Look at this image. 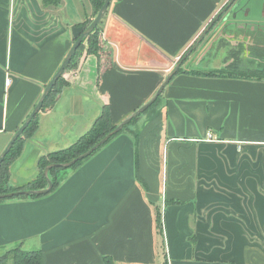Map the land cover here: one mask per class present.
Returning <instances> with one entry per match:
<instances>
[{
	"label": "crops",
	"instance_id": "crops-1",
	"mask_svg": "<svg viewBox=\"0 0 264 264\" xmlns=\"http://www.w3.org/2000/svg\"><path fill=\"white\" fill-rule=\"evenodd\" d=\"M227 1L111 0L103 50L65 71L11 184L34 180L40 157L78 140L105 107L118 124L148 102ZM94 11L91 0H0V155ZM207 41L213 69L184 67L191 54L159 104L54 191L0 201L1 250L41 249L44 264H264V45L248 55ZM223 68L242 73L209 74Z\"/></svg>",
	"mask_w": 264,
	"mask_h": 264
},
{
	"label": "trees",
	"instance_id": "trees-1",
	"mask_svg": "<svg viewBox=\"0 0 264 264\" xmlns=\"http://www.w3.org/2000/svg\"><path fill=\"white\" fill-rule=\"evenodd\" d=\"M60 1L61 0H43L45 5H57L60 3ZM91 1L95 7V11L93 14L94 17L91 20L85 22V24H84L85 28L95 18V16L97 15L99 9L101 8V6L103 5L105 0H91ZM84 29H83V31H84ZM82 32H81V34H82ZM85 40H87V42H88L87 47L84 44ZM103 48H104L103 47V38H102L100 24H99L91 34H89L88 36L85 37L82 44L78 48L75 56L73 57L71 63L68 65V67L65 71L76 66L78 58L80 57V55L84 51H86L87 53L100 54L101 51L103 50ZM182 70H183V68L181 67L179 71H182ZM240 73H242V72H236V71L231 70L229 68H223V69H219V70H216L214 72H211L209 74L225 76V75H229V74L230 75H236V74L240 75ZM247 75H250V74H247ZM255 75L257 77H263L264 73L259 72L258 74H255ZM65 84H66V81L62 75L59 78V80L57 81V83L54 86L51 93L48 95V97H47V99H46V101L42 107V110H46V109L52 107L56 103V101L59 98V95L62 92L63 86ZM160 98H161V95L157 98V100L146 111H148L151 108H153L154 106H156V104L159 102ZM146 111H144V112H146ZM139 117H140V115L138 117L134 118L119 133H121L125 130H129L131 124L134 123L136 121V119H138ZM37 119H38V115L34 118V120L30 123V125L25 129L24 133L17 139V141L15 142V144L13 145V147L11 148L9 153L7 154L4 162L0 166V194L9 193V192L17 191V190H23V189L39 190V189L46 188L48 186V181H47V178L45 176L44 171H45V168L49 164L64 163V162L71 161L72 159H74L78 155L89 150L94 144H96L99 140H101L105 135H107L117 125V124L111 123L110 111H109L108 107H105L103 113L97 118V120L94 122L93 126L85 134H83L78 140H76L74 143H72L70 146H68L66 148L49 152V153L43 155L42 157H40L39 162H38L39 172H38L37 177L34 180H32V181H30V182H28L22 186L12 185L11 181H10V179H11L10 166L12 165V163L16 159H18L22 155V153L25 149L26 139L35 134L37 124H38ZM119 133H117V134H119ZM116 135L112 136L111 139L113 137H115ZM97 150H99V149H97ZM89 157L84 158L83 160L76 162L70 168H58V167L51 168L49 171V176L53 182V189L49 193L54 191L63 182V180L67 176V171L69 169H75L81 163H83L85 160H87ZM137 163H138V161H137ZM63 170H65V172H62ZM39 196H42V195H30V196L21 195L18 197L25 198V197H39ZM3 200H7V199H2L0 201H3ZM160 228H161V226H160ZM9 260L12 261V264H44V257H43V252L41 249L28 250V249L24 248L21 244L15 246V247L3 250L2 256H0V264H7V262ZM103 264H116V263L114 262V260L111 256H104Z\"/></svg>",
	"mask_w": 264,
	"mask_h": 264
},
{
	"label": "water",
	"instance_id": "water-1",
	"mask_svg": "<svg viewBox=\"0 0 264 264\" xmlns=\"http://www.w3.org/2000/svg\"><path fill=\"white\" fill-rule=\"evenodd\" d=\"M232 2H234V0H231V3ZM110 4H111V0H105L104 1L103 5L99 9V11H98L97 15L95 16V18L84 29V31L82 32V34L74 41L72 47L70 48L69 52L67 53L65 59L63 60L62 64L60 65L59 69L57 70V72L54 74V76L52 77V79L46 85V87H45V89H44V91H43V93H42V95H41L38 103L35 105V107L31 111V113L29 114V116L26 118V120L23 122V124L15 132V134L11 138L10 142L8 143V145L6 146V148L4 149V151L1 153V155H0V166L4 162L7 154L9 153V151L11 150V148L13 147V145L15 144V142L17 141V139L24 133L25 129L30 125V123L34 120V118L38 115V113L42 109V107H43V105H44V103H45L48 95L53 90V88L56 85V83L59 80V78L64 74L65 70L67 69L68 65L71 63L73 57L75 56L78 48L82 44V42L85 39V37L88 36L89 34H91L95 30V28L102 22L103 18L105 17V15H106V13L108 11V8H109ZM223 12H224V10L222 12L218 13V15L213 20H211V22L209 23V25L204 29V31L201 33V35L196 40V42L185 52L184 56L175 65V67L173 68V70L168 74V76L166 77V79L162 82V84L160 85V87L157 90V92L152 96V98L148 102H146L141 107H139L135 112H133L131 115H129L127 118H125L122 122L118 123L113 130H111L107 135H105L101 140H99L96 144H94L86 152L78 155L77 157H75L74 159H72L69 162L49 164L45 168V171H44L45 176H46L47 181H48V186L46 188L39 189V190H33V189L26 190V189H23V190H17V191H13V192H9V193H2V194H0V200H2V199H10V198L18 197V196H21V195H28V196H30V195H44V194H48L53 189V182H52V180H51V178L49 176L50 169L51 168H54V167H58V168H70L76 162H78L80 160H83L84 158H87V157L91 156L97 149H99L102 145H104L105 143H107L111 139L112 136H114L117 133H119L134 118L138 117L144 111H146L157 100V98L162 94L164 88L171 81V79L173 78V76L176 73L179 72V70H180L183 62L192 54V52L196 48L199 47V45L201 44V42L205 39L207 33L211 30V28L214 26L215 22L220 17V14L223 13Z\"/></svg>",
	"mask_w": 264,
	"mask_h": 264
},
{
	"label": "flooded vegetation",
	"instance_id": "flooded-vegetation-1",
	"mask_svg": "<svg viewBox=\"0 0 264 264\" xmlns=\"http://www.w3.org/2000/svg\"><path fill=\"white\" fill-rule=\"evenodd\" d=\"M244 1L246 0H234V2L231 3V0H228L223 5V7L216 13V15L211 20H213L218 15V13L222 12L223 10L224 12L220 14V17L215 22L211 30L207 33L205 39L201 42L200 45H202L205 42V40L208 39V37H211V39L214 37L211 36L210 33H212V31L218 26L217 28L218 31L216 34H218L219 32L225 33V35L223 36L227 35V38L224 37L223 39L227 41L233 38L238 40L237 43H239L240 41L241 42L247 41L248 43L256 42L259 44L256 45L255 43L253 44V46L256 47L263 46L264 45V12L263 15L261 16L258 15L256 16L255 14L253 15L252 9L247 7L248 6L247 2ZM263 8L264 6L261 7V10Z\"/></svg>",
	"mask_w": 264,
	"mask_h": 264
},
{
	"label": "rangeland",
	"instance_id": "rangeland-1",
	"mask_svg": "<svg viewBox=\"0 0 264 264\" xmlns=\"http://www.w3.org/2000/svg\"><path fill=\"white\" fill-rule=\"evenodd\" d=\"M244 2H247V7H249V8H251L252 9V14L254 15H258V16H261V15H263V12H264V8L261 10V7L262 6H264V0H246V1H244ZM218 26L212 31V33H210V35L211 36H214L212 39H211V37H208V39H206V40H208L207 42H209V40L211 39V42L213 43V42H217V41H220V42H223L225 39H223V35H225V33H222V32H219L218 34H216L217 33V31H218ZM229 32V31H228ZM209 35V36H210ZM249 36V35H248ZM206 40H205V42H206ZM250 40H252V39H250ZM204 42V43H205ZM204 43L202 44V45H199V47L198 48H196L193 52H192V55L190 56V59L184 64V67H191V68H197V69H207V70H210V69H213L212 67L214 66V65H211L210 67H206V66H204V62L206 61V60H211L212 62H214L216 59H214V51H212V49L213 48H211V49H206V50H204L203 49V46H204ZM228 43H229V45H233V47H235V48H237V47H240V45L242 46V47H245V46H247L246 48H243V49H245L246 50V52L248 53V55H249V53L250 52H253V50L256 48L255 46H253V44H255V43H253V42H250V43H248L247 41L246 42H239V43H237V42H235L234 43V41H232L231 42V40H229L228 41ZM84 44H85V46L87 47V45H88V42H87V40H85V42H84ZM206 44V43H205ZM257 44H259V43H256V45ZM210 47H212V45L210 46ZM219 47V46H218ZM231 47V46H230ZM254 48V49H253ZM262 59V58H261ZM263 61H264V59H263ZM202 62V63H201ZM159 102H160V100H159ZM159 102L156 104V106L159 104ZM156 106H154L153 108H155ZM153 108H151L150 110H148V111H146V112H143L141 115H140V117L145 113H148V112H150L151 110H153ZM139 117V118H140ZM139 118L138 119H136V121L137 120H139ZM135 121V122H136ZM134 122V123H135ZM134 123H132L131 125H133ZM131 127V126H130ZM19 159V158H18ZM17 160V159H16ZM15 160V161H16ZM14 161V162H15ZM13 162V163H14ZM13 163H12V165H13ZM11 165V166H12ZM11 166H10V172H11ZM38 172H39V169H38ZM62 172H65V170H63ZM68 172V171H67ZM12 174V173H11ZM37 175H38V173H37ZM25 185V184H24ZM20 186H22V185H20ZM2 253H3V250H1V248H0V256H2ZM7 264H12V261L11 260H9L8 262H7Z\"/></svg>",
	"mask_w": 264,
	"mask_h": 264
},
{
	"label": "built area",
	"instance_id": "built-area-1",
	"mask_svg": "<svg viewBox=\"0 0 264 264\" xmlns=\"http://www.w3.org/2000/svg\"><path fill=\"white\" fill-rule=\"evenodd\" d=\"M207 141H215V140H217V138L214 136V134L210 131V132H208V134H207V139H206Z\"/></svg>",
	"mask_w": 264,
	"mask_h": 264
}]
</instances>
